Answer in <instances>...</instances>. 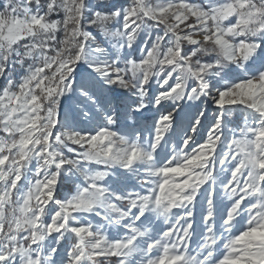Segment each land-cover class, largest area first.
<instances>
[{
	"label": "snow or ice",
	"instance_id": "6c2138e0",
	"mask_svg": "<svg viewBox=\"0 0 264 264\" xmlns=\"http://www.w3.org/2000/svg\"><path fill=\"white\" fill-rule=\"evenodd\" d=\"M0 264H264V0H0Z\"/></svg>",
	"mask_w": 264,
	"mask_h": 264
},
{
	"label": "rangeland",
	"instance_id": "374dc122",
	"mask_svg": "<svg viewBox=\"0 0 264 264\" xmlns=\"http://www.w3.org/2000/svg\"><path fill=\"white\" fill-rule=\"evenodd\" d=\"M72 187H73V186H72L71 184H68V185L66 186L65 191L67 192V191L70 190Z\"/></svg>",
	"mask_w": 264,
	"mask_h": 264
}]
</instances>
